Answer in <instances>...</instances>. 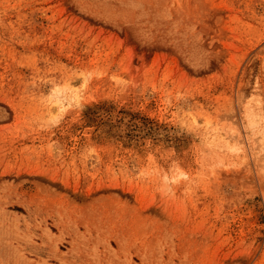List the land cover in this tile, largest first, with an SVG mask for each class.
<instances>
[{"label":"rangeland","instance_id":"374dc122","mask_svg":"<svg viewBox=\"0 0 264 264\" xmlns=\"http://www.w3.org/2000/svg\"><path fill=\"white\" fill-rule=\"evenodd\" d=\"M0 264H264V0H0Z\"/></svg>","mask_w":264,"mask_h":264}]
</instances>
